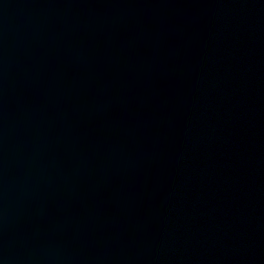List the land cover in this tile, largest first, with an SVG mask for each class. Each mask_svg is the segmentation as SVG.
I'll use <instances>...</instances> for the list:
<instances>
[{
	"label": "water",
	"instance_id": "obj_1",
	"mask_svg": "<svg viewBox=\"0 0 264 264\" xmlns=\"http://www.w3.org/2000/svg\"><path fill=\"white\" fill-rule=\"evenodd\" d=\"M0 264H264V0H0Z\"/></svg>",
	"mask_w": 264,
	"mask_h": 264
}]
</instances>
